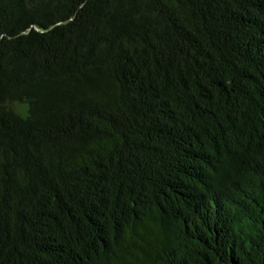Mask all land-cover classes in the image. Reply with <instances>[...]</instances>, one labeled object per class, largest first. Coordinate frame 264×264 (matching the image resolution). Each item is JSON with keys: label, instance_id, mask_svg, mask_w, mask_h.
<instances>
[{"label": "trees", "instance_id": "trees-1", "mask_svg": "<svg viewBox=\"0 0 264 264\" xmlns=\"http://www.w3.org/2000/svg\"><path fill=\"white\" fill-rule=\"evenodd\" d=\"M0 264H264V0H0Z\"/></svg>", "mask_w": 264, "mask_h": 264}]
</instances>
